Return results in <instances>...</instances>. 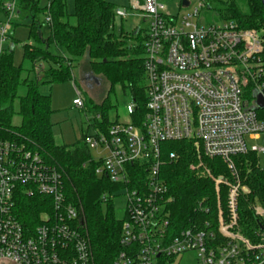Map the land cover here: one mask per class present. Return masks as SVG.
Masks as SVG:
<instances>
[{"label": "built area", "instance_id": "2783aa9c", "mask_svg": "<svg viewBox=\"0 0 264 264\" xmlns=\"http://www.w3.org/2000/svg\"><path fill=\"white\" fill-rule=\"evenodd\" d=\"M22 0H4L6 16L0 21V52L11 40L12 19L20 14ZM196 2L193 7L192 2ZM183 15L165 12L160 0H131L148 22L144 41L146 73L145 112L139 123L132 117L114 123L107 132L92 130L86 139L90 149L105 155L96 174L126 191V218L121 244L125 248L117 264H161L179 255L196 252L200 264H264V205H253L262 221L257 243L240 233L239 202L249 193L239 176L234 156L264 147L252 144L264 135V117L258 114L254 91L264 89V39L256 29L234 20L200 24L206 10L202 0H189ZM50 0L47 6L49 12ZM118 7L116 15H129ZM47 23L51 24L48 13ZM13 44L9 48H12ZM73 104L82 109L84 97L76 88ZM254 100V101H253ZM247 102V105H245ZM135 114L134 100L126 106ZM101 120L100 115L97 116ZM193 140L200 153L221 158L232 180L216 177L218 228L211 222L173 232L170 204L173 200L162 177V167L176 153L163 157L162 144ZM227 186L226 208L220 186ZM20 193L50 199L40 223L27 229L16 212ZM114 194L103 195L106 203ZM200 210L209 211L203 205ZM80 210L67 202L59 169L27 145L0 135V262L12 264H92L91 245L81 230Z\"/></svg>", "mask_w": 264, "mask_h": 264}, {"label": "trees", "instance_id": "16d2710c", "mask_svg": "<svg viewBox=\"0 0 264 264\" xmlns=\"http://www.w3.org/2000/svg\"><path fill=\"white\" fill-rule=\"evenodd\" d=\"M40 1L22 0L20 4V9L32 15L29 38L34 43L23 45L24 61L31 63V69L23 64H15L14 50L11 48L0 52V135L37 150L48 163L59 169L67 202L80 210L81 230L91 245L92 264H117L118 255L125 250L120 241L123 221L117 219L112 199L105 203L103 195L114 192L118 185L96 174L98 162L92 160L86 143L90 131L100 129L105 133L112 124L118 123L110 114L114 103L110 96L95 103L84 95L82 110L91 112L93 119L84 123L81 141L61 145L56 142L52 131L51 96L40 93L39 86L72 80L75 65L87 58L91 71L104 75L108 80L111 93L121 86L130 94L137 104L135 114L130 117L139 123L147 101L144 43L136 46L129 42V39L138 38L140 32L129 36L123 29L119 34L114 31L119 6L113 2L75 0V11L70 14L67 0H50L49 12L47 8L41 9ZM202 2L206 9L216 10L221 19L234 20L243 28L257 29L264 39V7L261 0ZM48 13L51 16L50 25L46 20ZM41 14L44 21L40 18ZM45 23L50 28V35L46 38L41 33L42 24ZM52 45L62 49V55L53 54L50 49ZM43 63H48L49 68L44 69ZM38 69H42L40 76L37 80H31L29 72ZM258 114L264 117V109H258ZM17 115L21 117L20 124L14 123ZM98 115L101 120L97 119ZM162 149L165 160L171 152L177 156L167 159L162 167L168 194L173 198L169 216L172 233L194 222L199 225L211 222L212 228L217 231L218 195L215 181L191 166L202 160L215 177L223 175L232 180L226 163L218 157L204 156L199 159L200 150L193 140L166 142L162 144ZM234 162L241 182L250 189L249 193H243L240 197V233L257 243L262 221L255 215L253 205L256 202L264 205V167L258 154L253 151L234 156ZM220 197L225 209L227 188L224 185L220 188ZM104 204H107L106 208ZM200 204L209 211L200 210ZM16 206L18 218L30 230L40 223L42 212L52 210L50 199L40 195L30 197L24 193L18 195ZM161 264H164V260Z\"/></svg>", "mask_w": 264, "mask_h": 264}, {"label": "rangeland", "instance_id": "374dc122", "mask_svg": "<svg viewBox=\"0 0 264 264\" xmlns=\"http://www.w3.org/2000/svg\"><path fill=\"white\" fill-rule=\"evenodd\" d=\"M4 0H0L1 2ZM117 4L119 7H128L129 15L122 18L116 16L114 21V31L119 34L121 29L127 35H133V33L140 28V33L138 38L135 40L129 39L132 45H138L144 43L146 32L148 29V22L142 17L140 11L130 9L131 0H107ZM162 4L165 5V12L171 15H183L189 7L182 6L181 0H160ZM49 4V0H41L40 7L45 10ZM193 7L197 4L192 2ZM67 8L70 14L75 11V0H67ZM41 20L44 21V15L41 14ZM220 16L218 12L214 9H206L202 13V18L200 19V24H209L212 22H219ZM6 16L0 7V21H5ZM72 23L75 22V18L71 17ZM12 22L14 28L11 35V40L4 44L5 49H9L11 44H13L14 50V62L16 65L23 64L26 68L31 69V63L24 61V49L23 45L27 42L34 43V40L30 37V24L32 22V15L25 9H21V13L17 14ZM257 30V29H256ZM41 33L46 38L50 35V28L48 24H42ZM51 51L55 55H62V49L58 48L56 45L51 46ZM48 63H43V68H49ZM42 71V69H41ZM40 69L37 71L29 72V78L31 80H37ZM74 78L66 82L57 83H44L39 86L40 93L44 95H50L52 101L53 114L51 115L50 121L52 124V131L55 140L61 145H70L75 142L81 141L83 132L82 127L84 123L88 120L93 119V114L86 113L82 109L76 107L73 104L74 98L77 96L76 88L82 92L85 98H91L95 103H100L105 97L110 96L112 102L114 103L113 108H111L110 114L114 120H118L119 123L128 122L131 118L127 113L126 106L133 100L129 93H127L121 86H117L114 92H110V83L102 74L93 73L89 67L88 59L84 58L74 67ZM24 92V89L21 91ZM147 97V96H146ZM254 101V100H253ZM133 120V119H132ZM21 117L16 116L14 119L15 124H20ZM92 132V131H90ZM195 143V142H194ZM254 144L264 147V140L254 142ZM197 146V144L195 143ZM93 159L99 160L105 155V151L101 148L90 149ZM260 164L264 167V152L259 153ZM204 157L198 152V158ZM193 170H198L202 175L212 177L215 179L218 176H214L211 169L206 166V164L200 160L197 164L191 166ZM220 176V175H219ZM101 177V176H100ZM228 180H231L227 178ZM215 181V180H214ZM222 186V185H221ZM220 186V188H221ZM216 187V182H215ZM227 188V186H225ZM217 191V189H216ZM114 194L112 199L113 207L115 210V215L117 219L123 221L126 218L127 211V196L126 191L117 189L109 193V196ZM218 195V193H217ZM221 198V197H220ZM218 199V198H217ZM107 204H104L106 208ZM0 264H12V263H1ZM166 264H200L196 252H188L177 256L172 261H166Z\"/></svg>", "mask_w": 264, "mask_h": 264}, {"label": "water", "instance_id": "95a60500", "mask_svg": "<svg viewBox=\"0 0 264 264\" xmlns=\"http://www.w3.org/2000/svg\"><path fill=\"white\" fill-rule=\"evenodd\" d=\"M263 7H264V0H261ZM190 2L189 0H182V6L187 7L189 6ZM140 28H138L135 33H138ZM13 50V46L11 48ZM253 97L255 98V105L257 109H264V89L262 92L260 91H254ZM245 105H247V102H245Z\"/></svg>", "mask_w": 264, "mask_h": 264}, {"label": "crops", "instance_id": "0c3cea01", "mask_svg": "<svg viewBox=\"0 0 264 264\" xmlns=\"http://www.w3.org/2000/svg\"><path fill=\"white\" fill-rule=\"evenodd\" d=\"M20 13H21V11H20ZM262 140H264V135H262L261 138H260L259 140H257V141H262ZM257 141H252V140H251L250 142H251L252 144H254V142H257Z\"/></svg>", "mask_w": 264, "mask_h": 264}]
</instances>
